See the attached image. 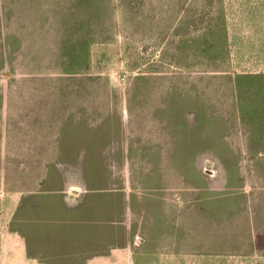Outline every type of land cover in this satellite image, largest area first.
<instances>
[{"label":"rangeland","instance_id":"374dc122","mask_svg":"<svg viewBox=\"0 0 264 264\" xmlns=\"http://www.w3.org/2000/svg\"><path fill=\"white\" fill-rule=\"evenodd\" d=\"M71 112L80 127L61 141ZM71 146L112 211L123 195L149 211L166 178L184 243L236 244L238 264H264L242 258L250 220L264 217V0H0V198L46 190L47 219L29 227L38 254L58 256V163Z\"/></svg>","mask_w":264,"mask_h":264},{"label":"crops","instance_id":"0c3cea01","mask_svg":"<svg viewBox=\"0 0 264 264\" xmlns=\"http://www.w3.org/2000/svg\"><path fill=\"white\" fill-rule=\"evenodd\" d=\"M63 117L58 127L61 141L69 126L76 128L79 124L80 127L79 118L72 112ZM105 125L103 115L87 128L92 131ZM69 155L70 162L58 163V256L45 251L38 254L33 248L43 237L31 233L29 227L35 224L34 220L47 219L43 213L48 206L42 200L47 192L42 191L39 184L38 190L8 192L0 198V264H55L50 262L56 258L58 264H238L240 256L236 244L184 243L185 235L180 231L176 233V229H183L185 224L176 222L172 207L175 195L166 178L160 179L152 189L153 207L149 211L132 212L128 206L129 195L120 196L123 206L112 211L109 203L115 196L99 194L100 191L92 189L85 180V171L89 169V164L82 161L85 151L71 146ZM101 170L109 173L110 166H102ZM106 179L102 187L110 190V177L106 175ZM96 202L100 205L96 206ZM177 213L178 217L180 212ZM184 214L182 212V216ZM131 217L137 222L134 230L145 233L141 246L130 243ZM222 218L226 224L233 220L238 222V213ZM250 225L252 253L242 258H264V217L252 218ZM112 231L116 236L112 237Z\"/></svg>","mask_w":264,"mask_h":264}]
</instances>
